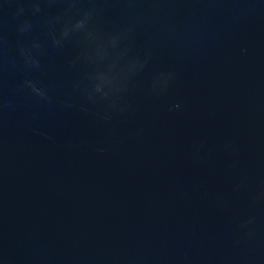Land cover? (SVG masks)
<instances>
[{
	"label": "water",
	"instance_id": "95a60500",
	"mask_svg": "<svg viewBox=\"0 0 264 264\" xmlns=\"http://www.w3.org/2000/svg\"><path fill=\"white\" fill-rule=\"evenodd\" d=\"M0 264H264V0H0Z\"/></svg>",
	"mask_w": 264,
	"mask_h": 264
}]
</instances>
